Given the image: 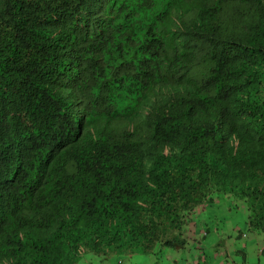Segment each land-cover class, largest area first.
I'll return each mask as SVG.
<instances>
[{"label":"trees","instance_id":"trees-1","mask_svg":"<svg viewBox=\"0 0 264 264\" xmlns=\"http://www.w3.org/2000/svg\"><path fill=\"white\" fill-rule=\"evenodd\" d=\"M237 214L264 239V0H0V264H208Z\"/></svg>","mask_w":264,"mask_h":264},{"label":"clouds","instance_id":"clouds-1","mask_svg":"<svg viewBox=\"0 0 264 264\" xmlns=\"http://www.w3.org/2000/svg\"><path fill=\"white\" fill-rule=\"evenodd\" d=\"M28 184H29V186L33 190L34 185L30 181H29ZM235 230H237V232H236L237 233V236L241 235V237L239 239L238 238H235V234L236 233L233 234L231 237H225V238L224 237L222 238V236H220V235H214V234H212L211 236L206 237V239H205V241H208L209 243L214 244V245L216 243H219L218 246L224 245V249H220L218 247L217 249L214 250V248H213V252L217 253V255H223L224 256V259L226 260V263H228V259H230V258L232 259V251L233 250H239V249L244 248V247L246 248V247H248V244H249V233H248V231L246 229H244V228L241 231V228H239L238 224H236V227L232 231H235ZM239 230L241 231V233L238 235ZM226 239H228L230 241H236L237 243L234 242L233 244L228 245V244L225 243V240ZM243 240H244V244L242 245L240 242L243 241ZM238 243H240V244H238ZM253 243L254 244L255 243L257 244V246H256V248H255L254 251L256 253L259 252V251H260V253H263V250H264L263 249L264 248V239H263V236L262 235H259V234H254L253 235ZM234 245H235V249H234ZM207 252L208 251L206 250V253ZM235 252L238 253L239 251H235ZM238 255H241V254H238ZM257 255H259L258 256L259 259L257 261L258 264H264V258L262 260L260 259L261 257H264V254H258L257 253ZM246 256L248 258V252H247V255ZM135 257H139V255H136ZM239 259H242L241 256H239ZM240 261H243V259L240 260ZM131 262H132L131 259H129V260L123 259L122 261L121 260L118 261L119 264H131ZM230 263H232L231 260H230ZM103 264H105V262H103ZM244 264H250V263H244Z\"/></svg>","mask_w":264,"mask_h":264},{"label":"rangeland","instance_id":"rangeland-1","mask_svg":"<svg viewBox=\"0 0 264 264\" xmlns=\"http://www.w3.org/2000/svg\"><path fill=\"white\" fill-rule=\"evenodd\" d=\"M239 223H240V228H243L245 226L246 223V216H244L243 214H237L236 215ZM245 229V227H244ZM249 233V244L248 247L245 248V250H248V258H247V262L248 263H256L258 261V255L257 253L254 251L257 244L253 243V233L249 230H247ZM237 236V233L235 234V237ZM236 241H230L228 239L225 240V243L228 245L233 244ZM202 243L204 244V249H212L213 250V246L211 243H209L208 241H202ZM237 243V242H236ZM242 245L244 244V240L240 242ZM238 243V244H240ZM220 249H224V245H220L219 246ZM210 256V254L208 255ZM169 257L168 255H163V258ZM218 259L216 260L215 264H225L226 260L224 259L223 255H218L217 256ZM172 258H176L178 260V262L176 264H180L181 263V258L180 256H173ZM235 258V253L234 251H232V259ZM165 260V259H164ZM167 260V259H166ZM228 263H230V259H228ZM95 264H103V261H98ZM106 264H110V260L106 261ZM131 264H158V260L156 258V256H152V257H144L142 254L139 257H133ZM174 264V263H173ZM213 264V263H211Z\"/></svg>","mask_w":264,"mask_h":264},{"label":"crops","instance_id":"crops-1","mask_svg":"<svg viewBox=\"0 0 264 264\" xmlns=\"http://www.w3.org/2000/svg\"><path fill=\"white\" fill-rule=\"evenodd\" d=\"M234 249H235V245H234ZM207 251L208 252L206 254V258L208 259V264H211V263L215 264L216 260L218 259L217 253L213 252L212 249H207ZM233 251L235 252L237 250H233ZM209 254H210V256H208ZM238 256H241L242 259L247 258V256H244V254H241V255H238ZM206 258H205V260H206ZM263 258L264 257H261L260 259L262 260ZM242 259H240V260H242ZM230 260L233 261V259H231V258H230ZM171 263L172 262H170L168 259L167 260L165 259L162 264H171ZM205 263L207 264V261H205ZM225 264H229V263H225Z\"/></svg>","mask_w":264,"mask_h":264}]
</instances>
